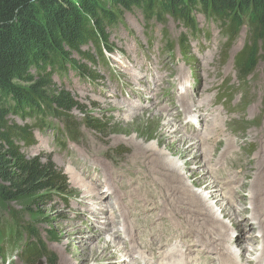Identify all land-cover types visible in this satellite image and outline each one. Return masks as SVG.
I'll list each match as a JSON object with an SVG mask.
<instances>
[{
    "label": "rangeland",
    "instance_id": "rangeland-1",
    "mask_svg": "<svg viewBox=\"0 0 264 264\" xmlns=\"http://www.w3.org/2000/svg\"><path fill=\"white\" fill-rule=\"evenodd\" d=\"M167 19L165 23L160 21L156 22L154 20L148 22L141 11H128L123 14L119 23L108 30L110 44L113 45L115 52L113 54L106 53L107 58L105 61L107 65L103 64V62L100 63L98 73L101 76V80L99 81L92 82L89 79H84L76 72H73L68 65L66 71L53 75L54 83L57 87L70 92L80 103L84 112L77 109L71 113V118L79 125H82L81 128H83L80 132L81 134H79L73 142L68 140L61 126L62 124L58 120H47L51 125L47 126L44 132L35 130L36 144L30 148L23 147V152L29 159L41 158V162L44 164H49L51 162L55 170L61 171V175L67 180L66 184L68 189L66 192H45L42 194L44 197L49 195L50 199L48 201L46 198L43 199L44 203H41V207L39 208L40 213H37L34 222H32V224L36 225L37 231L42 235L41 238L44 243H46L48 249L54 254L51 261L52 264H114V261H117L119 258L116 257L114 261L111 260L110 262L106 260L103 261L96 257L83 262L78 261L68 249V245L73 242L68 241L66 237H61L62 234L66 232L65 228L73 231L76 229L75 225L83 226L85 223L83 236L87 235V237L84 239L81 238L76 242L79 246L76 251L79 252V254L85 253L90 239V244H92L98 243L101 238H96L95 217L91 215L90 211H84L82 209L88 203H91V198H86L91 194L84 191L85 189H80V185L73 182V175L75 176V174H77L76 176L80 175L79 177H81L84 182L87 181L89 183V178L91 176L95 178L98 176V178L102 180L100 183L104 185H101L99 188L102 192V190L107 187V183L113 182V178L109 174H106L105 170H110L112 168L115 175L121 172H127L126 178L133 180V188L139 186L138 189L148 192L151 201L154 199L152 201L153 204H156L158 201L161 205L166 204L168 213L164 212V214H172L175 216L170 220L162 218V221L157 225L162 226V224L166 222L163 227L168 228L170 226L171 231L174 230L173 226L176 225L175 222L179 220H184L188 223L185 219L186 213L177 211L175 207H177L178 210L181 209L184 211L194 210L197 212L199 210L195 207H198L200 202L203 201L202 198V200L192 201L190 195H185L184 193L181 195L177 192L175 196H172L177 186L174 185L173 182L172 184L169 182L171 178L167 177L169 179V181H167L166 178L162 176V173H159L160 176L158 178V176H156L158 175L157 173L153 175L147 172L146 169L142 167V169H138L131 163V161H133L137 165L150 168L154 167L153 164L159 163L153 162V159L151 160L152 162L145 161L146 155L149 154L145 148H147L150 143L156 144V139H154L153 136L166 121L160 111L157 110L159 108H154L152 106L149 101L150 96L154 94L158 95V101L163 102V106H166L168 110L171 111L170 113L173 115L172 122L176 124V127H180L176 119V104H179L178 100L175 99L173 104L174 97L177 96V85L172 86L171 81L174 82L175 79V81L178 82V79L182 77L181 75H190L192 77L195 88L191 90V94H194L198 86H202L201 91L202 94H204L205 88L209 86L212 88L208 93L210 97L213 98L216 93L215 90L219 91V89H221L222 93H217L216 104L217 106L218 103L223 105H219V108L216 109H218V112H220L223 117L222 124L226 123L225 126L222 127V134H226H221L219 137L221 136L222 138L234 140L235 144L233 151L238 150L240 147L243 148V146L239 144L240 140L245 148H243L244 158L241 161H234L230 171V174L236 179H239L237 170L241 172L245 178L244 183H238L237 185L239 186L233 188L230 194L236 198V201L232 200V207H235L234 209L237 208L236 211L238 215L232 216L234 217L232 222L229 221L231 214L226 210H230L231 206H227L224 203V209L219 211L220 216H218V218L222 217L226 220L225 222L223 221L224 224H215L211 222L208 217H202L200 212L198 214L199 216L194 212L195 215H192L193 221H196V226L199 224L202 231H215L214 229L218 230L217 228H221L222 225H224L221 228L222 231L224 229L229 231V224L236 225L235 222L239 219L243 225L245 224L244 232H247L246 236L249 238L252 247L254 244L259 243V240L256 239L258 238L256 237L258 233L264 234V211L261 205V202L264 203V199H262L258 192V187L261 186L262 179L264 178V168L260 169L254 165L253 161L255 156L259 153L260 145L253 136H249L248 134L251 129L254 130L259 127V125L261 126L264 124V58L260 61L259 66L252 76L246 79L242 78L237 68L236 57L245 46L248 30L243 29L241 34L234 41L230 42L231 39L227 36L225 27L216 21L206 19L202 14L196 15L200 31L197 35L188 37L189 49L184 50L187 54L183 57L179 47L180 39L183 35H190V33L187 32L183 24L178 23L171 17ZM170 44H173V46ZM84 50L89 51L91 54H97L96 49L92 45L85 47ZM73 57L80 63L92 67L90 63L82 61L76 53H74ZM181 70L183 72H181ZM157 73L161 75L159 77H161L162 82L156 84L154 75H157ZM33 74L36 76L34 71ZM132 74H135V77ZM17 83L21 85L24 84L21 82ZM131 94H133V96ZM140 95H145L144 99L140 97ZM204 96L209 98L207 93H205ZM223 98L224 103L222 102ZM115 104H121V106L125 105L127 107L123 106V109H128V106L131 104L136 108L140 106L147 107L148 110L142 111V115L132 121H124L120 117H122L123 114L125 115V113L117 109ZM250 111L251 113H249ZM216 112L217 110L214 113H210L214 115ZM87 118L104 121L107 127L105 133L102 134L86 127L84 125V119ZM209 118L208 119L211 120L212 116ZM12 120L21 126L27 124V121H23L16 116H12ZM44 122L45 120L43 123ZM183 131L187 133L185 129H183ZM237 135L238 139L236 138ZM147 137H150V139L147 140ZM210 137L212 138L213 136ZM182 138L186 139L183 136ZM213 139L214 141L209 142L207 146L209 149L211 147L212 150L210 152V161L212 159H214V161L217 159V161L222 163L227 156L226 150L228 144L226 143H228V141L222 140L221 143L217 144L220 139L216 142L215 140H217L218 137H213L211 140ZM205 143L207 142L201 141L200 145H205ZM157 157L163 162L164 158L162 156ZM210 166L211 165L208 164V168ZM153 169L154 168H151L149 170ZM187 169L194 172V174L201 171V168L196 165H190ZM196 176L194 178L197 179L198 182L193 183L195 186L191 188L192 192L201 191L199 188H205V182L209 181V177V179H211L210 174L208 178L207 176L204 177L205 180L201 178V175L199 179L196 178ZM194 178L193 180L195 181ZM200 182H204V184ZM215 183L219 185L217 182ZM183 184H186V181L183 183L180 182L181 186H184ZM146 186H148V188H146ZM220 189L222 188L220 187ZM181 190H184V188H181ZM253 190L256 194H254ZM166 191L169 195L165 193ZM164 196L168 198H164ZM199 198L200 197H198V199ZM37 204L38 202H34L31 198H23L13 202H0V222L10 223L12 219L9 214L13 211H25L28 207L38 211L36 209L38 207ZM259 205H261V209H259L258 213ZM153 211L158 212L157 209H153ZM225 211L228 213L227 215H225ZM67 217L70 219H67ZM255 217L259 222V229H255L256 232L254 231L253 225ZM203 219L210 222L207 223ZM123 231L129 230L125 229ZM171 231L163 232L169 234ZM222 231H218V236L221 237H217L216 240H220V238L224 237L226 238L228 231ZM238 231H240L239 228L237 229L233 226V230L229 231V234H233L234 238L237 239ZM241 235H243V233ZM103 236L107 237L106 235ZM20 237L15 242V244L18 245V249L12 247L7 241L3 242V244H1L0 241V264H27L20 254L26 246L28 238H26V236ZM118 242L121 248L126 247L129 249L130 253L134 255V246L126 243L123 244L119 238ZM244 244L247 245L246 243ZM215 247L219 249L218 253L221 254L222 244H220V241H217ZM252 256L253 255H250L249 258ZM34 264L49 263L46 259H42Z\"/></svg>",
    "mask_w": 264,
    "mask_h": 264
},
{
    "label": "trees",
    "instance_id": "trees-1",
    "mask_svg": "<svg viewBox=\"0 0 264 264\" xmlns=\"http://www.w3.org/2000/svg\"><path fill=\"white\" fill-rule=\"evenodd\" d=\"M128 11H141L148 22L165 23L171 17L183 24L190 33L180 39L184 54L188 37L200 31L197 14L224 26L230 42L247 29V41L236 57L244 79L264 58V0H0V202L23 198L38 202V211L30 207L13 211L10 223L0 222V241L18 249L15 242L26 236L20 255L27 264L42 259L51 263L54 254L32 222L43 199H50L42 194L63 193L68 187L51 162L29 159L23 147L36 144L35 130L44 132L51 125L47 120H58L71 142L81 134L82 125L71 113L83 108L70 92L57 87L53 75L66 71L68 65L84 79L101 80L99 64L107 65L106 53L115 52L108 30ZM90 45L96 55L84 50ZM74 53L92 67L80 63ZM12 116L27 124H16ZM84 122L102 134L107 129L101 120Z\"/></svg>",
    "mask_w": 264,
    "mask_h": 264
},
{
    "label": "bare ground",
    "instance_id": "bare-ground-1",
    "mask_svg": "<svg viewBox=\"0 0 264 264\" xmlns=\"http://www.w3.org/2000/svg\"><path fill=\"white\" fill-rule=\"evenodd\" d=\"M182 70L181 72H183ZM132 75L135 77V74ZM159 76L161 75H158V73L157 75H154L155 77L154 80L156 84L158 82H162V79ZM181 76L183 78H186V76L184 75ZM171 82H172L171 83L172 86L177 83L175 79L174 82L173 81ZM201 88L202 86L196 87L194 94H191L189 91H185L181 94L177 93V96L174 95L175 97L173 100V104L175 99L178 100V103L180 104V105L176 104L177 114L175 113L177 124L178 126H180L179 128L176 127V124L172 122L173 115L170 113L171 111L168 110L166 106H163V102L158 101L157 98L158 95L154 94L149 97V101L151 102L152 106L154 108H159L157 110L160 111V113L163 115L166 121L163 123V126L159 128L158 132L155 133L153 136V138L156 139V144L154 145L153 143H150L149 146L145 148V150L148 151L149 153L148 155H146L145 161L152 162L151 160L153 159V162H159V163L153 164L154 167L151 168L154 169L149 170L151 169L150 167L137 165L135 162L131 161V163L134 166H136L138 169L142 167L146 169L147 172L153 175L157 173L158 175L156 176H158V178L160 176L159 173H162V176L166 178L167 181H169L168 178H171V181L169 182L171 184L173 182V184L177 186L172 196H175L177 192L178 194L181 195L183 193L185 195H190L192 201H198L202 198L203 201L200 202L198 207H195L197 210L198 209L199 210L196 212L194 210L184 211L180 209L181 210L180 211L178 210L177 207L174 206L175 209H177V211L186 213L185 219L189 224L186 223L184 220H179L178 222H175L176 225L173 226L174 230L171 231L170 226L168 228L163 227V225L166 222H164L162 226H157V225L162 221V218H167L170 220L175 216L172 214L170 215L164 214V212L168 213L167 211L168 207L166 206V204L161 205L159 201L156 204H153L152 201L154 199L152 201L149 199L148 192L138 189L139 186H135L133 188V180L126 178L127 172H121L115 175L112 168L110 170L108 169L105 170V173L109 174L113 178V182L110 183L108 180H106L109 183H107L108 184L107 187H105L102 190V192L100 191L99 188L101 185H103V183H100L102 182V180L98 178V176L96 178L94 176H91L89 178L90 179V183H89L87 181L84 182L81 179V177H79L80 175L76 176L77 174H75V176L73 175V182L77 185H80V189L82 190L85 189L84 191H86L88 194H91L90 196L87 197L85 196L87 199L91 198L92 200V201L90 200L91 203L90 204L88 203L82 209L84 211H90L91 215L95 217L96 220L95 232L97 235L96 238L101 237L98 243L90 244L91 243V239H90L89 245L87 244L88 248L85 251V253L79 254V252L76 251L79 247L76 244V242L79 241L81 238L84 239L85 237H87V235L83 236L85 223L83 224V226L75 225L76 229L73 231L65 228L66 232L62 234L61 237H66L68 241L73 242L72 244L68 245V249L78 261L83 262L90 258L96 257L102 259L103 261L106 260L110 262L111 260L114 261L116 257H119L117 261H114V264H169L170 262L173 261H177L176 264H264V239H263L264 234H259L258 236H256L258 238L262 236L261 237L262 242L259 245V247H257V245L255 244L252 247L249 238L246 236L247 232H244L245 224L243 225V223L239 219L235 222L236 225L235 224L231 225L230 223L228 227L229 231L233 230V226L236 227L237 229L239 228L240 231H238L239 233L237 235V239L234 238L233 234H229L228 230L224 229L223 231H228L226 234V238L222 235L224 238H220V240H216V238L221 237L218 236V231H222L221 228L224 225H222L221 228H217L218 230L214 229L215 231L212 230L201 231L199 224L196 226V221H193L192 215L194 214V212H196L195 214L197 216H199L198 214L200 212L202 217L204 216L208 217L211 222L215 224L216 223L222 224L223 221L225 222L226 220L223 219L222 217L218 218V216H220L219 211L224 209V203L227 206L228 205L231 206L230 210H226L231 214V217H229V221L232 222L234 218L232 216L238 215V212L236 211L237 208L234 209L235 207L234 208L232 207V200L236 201V198L231 195L230 196L225 195L222 189H220L219 185L215 183L217 181H214V176L219 170L222 169L221 162L217 161V159L215 161L214 159L210 161V154H211L210 152L212 150L211 147L210 149L209 147H207L209 145V142L214 141V139L211 140L213 137L215 138L218 137V139L215 140L216 142L220 139L217 144L221 143L222 140L228 141V143H226L228 144V148L227 150L225 149L226 155H228L233 152L235 143L234 140H231L229 138H224V137L222 138L221 136L219 137V135H221L223 132L222 127H224L226 123L222 124L223 117L221 113L218 112V109H216L217 112L214 115H212L209 112L210 111L209 107L211 106L212 99L205 97L204 94L208 93L212 87L209 86L206 87L204 94H202ZM131 95L133 96V94ZM144 96L140 95V97H142L143 99ZM115 106L117 109H120L125 113V115L123 114V116L120 117L124 121H129V120L132 121L133 119H136L139 116H141L142 111L144 112L148 110L147 107L140 106L139 108H136L131 104L128 106V109L125 108L123 109L122 107L125 105L121 106V104L120 105L115 104ZM192 113L199 114V117L197 118V122L196 123L194 122V124H197L196 127H193V125L190 124V122L186 121L187 115ZM249 113H251V111ZM210 116H212L211 120H209ZM182 128L185 129L187 133L184 132ZM251 130L248 133L249 136H253L260 145V149L258 151L259 153L255 156L253 162L257 168L262 169L264 168V157H263L264 156V124H262L261 126L259 125V127L255 128L254 130L253 129ZM181 135L186 139H183ZM210 136L213 137L211 138ZM236 138L238 139V135L236 136ZM149 139L150 137H147V140ZM201 141L204 142L206 141L207 143H205V145L203 144L200 145ZM140 146L142 147L141 144ZM157 156H162L164 158L163 162H161L162 160ZM143 163L145 164L144 161ZM208 164L211 165L209 168H208ZM190 165L198 166L199 168H201V171L194 174V172L187 169ZM207 173L208 175L210 174L211 179H209L210 177L208 178ZM200 175L202 176L201 178L203 180H205L204 177L207 176L209 181L205 182L206 183L205 188L204 187L199 188L201 189V191L192 192L191 188L195 186L193 185V183L198 182V180L195 179L194 177L196 176V178L199 179ZM193 178L195 179V181L193 180ZM179 180L181 183L186 181V184H183L184 186H181ZM226 182L230 183L229 179H226ZM235 183L238 184V178L235 180ZM201 184H204V182ZM146 188H148V186H146ZM181 188L182 189L184 188V190H181ZM258 192L260 193L262 199H264V178L262 179L261 186L258 187ZM165 193L168 194L167 191ZM254 194L256 193L254 192ZM165 197L168 198L167 196H164V198ZM198 197L200 198L198 199ZM115 200L118 202H116ZM261 203H262L261 204L262 209L264 211V203L263 202ZM261 205H259L258 213H259V209H261L260 208ZM115 208L116 210L114 212H111ZM153 209H157L158 212L153 211ZM226 211H225V215L228 214L226 213ZM67 219L70 218L67 217ZM254 219L255 220L253 222L254 223L253 225L259 226L258 219H256V217ZM203 220L206 221L207 223L210 222L205 219ZM115 226L116 227L118 226L117 227L118 229ZM125 229L129 231H123ZM163 231H171V232L167 234V232H163ZM242 233L243 235H241ZM103 235H106L107 237ZM118 238L123 244L126 243L134 246L133 248L134 255H132L129 249H127L126 247L121 248V245L118 242ZM217 241H220V244H222L221 254L218 253L219 249L215 247ZM244 243H246L247 245H245ZM250 255H253L252 259L249 258Z\"/></svg>",
    "mask_w": 264,
    "mask_h": 264
}]
</instances>
